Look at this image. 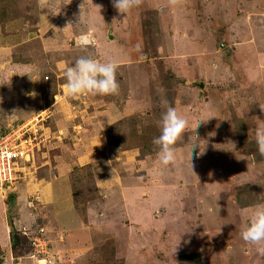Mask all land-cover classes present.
<instances>
[{"label": "rangeland", "instance_id": "rangeland-1", "mask_svg": "<svg viewBox=\"0 0 264 264\" xmlns=\"http://www.w3.org/2000/svg\"><path fill=\"white\" fill-rule=\"evenodd\" d=\"M81 56L117 62L118 95L66 94L64 70ZM165 101L188 121L168 167L152 143ZM258 103L264 0H143L124 15L113 0H0V129L44 113L47 139L0 190V264H264L240 235L255 205L236 199L264 203ZM60 169L71 190L58 178L43 202ZM12 225L28 250L12 249ZM36 238L46 255L31 257Z\"/></svg>", "mask_w": 264, "mask_h": 264}, {"label": "clouds", "instance_id": "clouds-1", "mask_svg": "<svg viewBox=\"0 0 264 264\" xmlns=\"http://www.w3.org/2000/svg\"><path fill=\"white\" fill-rule=\"evenodd\" d=\"M142 3L143 0H113L114 8L123 15ZM177 3L178 0H169L170 5ZM70 24L71 22L68 25ZM117 68L118 64L113 60L101 62L89 56L78 57L71 66L64 70L65 92L76 99L84 95H118L120 85L116 78ZM30 95L35 97L36 93L33 92ZM164 105L165 111L162 112L159 122L160 134L153 138L152 143L157 148L158 161L168 167L175 164V145L187 128L188 121L178 114L176 108L167 101ZM258 107L261 112H264V103H258ZM255 142L259 155L264 157V123L256 126ZM240 235L246 243L256 246L257 252L264 255V203L256 204L251 215L242 221Z\"/></svg>", "mask_w": 264, "mask_h": 264}, {"label": "built area", "instance_id": "built-area-1", "mask_svg": "<svg viewBox=\"0 0 264 264\" xmlns=\"http://www.w3.org/2000/svg\"><path fill=\"white\" fill-rule=\"evenodd\" d=\"M31 119L28 124L23 122L18 126L8 125L4 130L0 129V190L4 192L13 189L25 176V165L33 162L36 148L47 140L40 126L42 123L39 124L40 121L46 122V115L39 113ZM36 239L33 241L35 250L31 257L46 255V240ZM47 259L41 257L39 262H46Z\"/></svg>", "mask_w": 264, "mask_h": 264}, {"label": "trees", "instance_id": "trees-1", "mask_svg": "<svg viewBox=\"0 0 264 264\" xmlns=\"http://www.w3.org/2000/svg\"><path fill=\"white\" fill-rule=\"evenodd\" d=\"M14 62V61H13ZM19 62H21L20 60H15V64H19ZM50 118V117H49ZM234 123H235V128H236V133L238 134L239 136V139H240V143L244 146H246L248 143L250 144L251 141H250V138H249V135H248V131H247V127H246V122L243 118L241 117H236L235 114H234ZM254 151V150H253ZM256 152V151H255ZM254 152V153H255ZM263 158V157H262ZM256 159V158H255ZM257 159H260V157H257ZM74 196V195H73ZM12 197V196H10ZM237 202L242 206V207H246V206H249V205H256L259 203V199L258 198H251V196L246 193L245 190L239 192L237 194ZM73 202L75 204V206H77V203H76V198L75 196L73 197ZM12 204V202H10ZM12 230L13 232L11 233V241H12V249L16 252V253H19L21 251H24L25 250V245H26V250H28V243H29V240L27 237L24 238V241L21 240V235H19V231L13 227L12 225ZM46 240V239H45ZM25 242V244H24ZM76 247V246H74ZM32 249V248H31ZM33 249H34V245H33ZM4 254V253H3ZM199 254V253H197ZM200 255V254H199ZM197 255V256H199ZM192 256H193V259L195 258V255L194 254H190L188 255L187 258L191 259L192 260ZM60 263V262H59ZM58 264V263H57ZM76 264V263H74Z\"/></svg>", "mask_w": 264, "mask_h": 264}, {"label": "crops", "instance_id": "crops-1", "mask_svg": "<svg viewBox=\"0 0 264 264\" xmlns=\"http://www.w3.org/2000/svg\"><path fill=\"white\" fill-rule=\"evenodd\" d=\"M40 104H41V101L39 102ZM45 109V108H44ZM97 114H101L100 112L99 113H97ZM35 116V115H34ZM98 116V115H97ZM97 116H95V117H97ZM33 117V115L31 116V118ZM101 117V116H100ZM56 126H58V128L59 129H61L60 127H59V125H56ZM63 167V163H61V165H60V168H62ZM61 172V169L59 170V173H58V171H57V173H55L54 174V176L52 177V178H50L51 180L50 181H47V182H45V184L43 185V190H42V194H43V202H53L54 203V199H55V190H56V187L54 186V181L55 180H58V178H61V179H63L64 180V182L66 183V185H65V187H64V189H67V190H71V186H72V184H71V182H70V180H71V178L67 175V174H63V173H60ZM63 185H64V183H63ZM72 205V206H71ZM69 207H70V210H72V211H76V209H75V206H74V202H73V198H72V202H71V204L69 205ZM76 213H77V211H76ZM80 223H81V221H80ZM6 228V227H5ZM4 228V229H5ZM4 233H7V231H6V229H5V231H4ZM11 237V236H10ZM74 250V249H73ZM77 250V249H76ZM75 250V251H76ZM75 253V252H74ZM86 254V253H85ZM75 256L77 257V258H80L81 257V254H75ZM84 256V255H83ZM73 261V260H72ZM78 262H79V260H78Z\"/></svg>", "mask_w": 264, "mask_h": 264}, {"label": "water", "instance_id": "water-1", "mask_svg": "<svg viewBox=\"0 0 264 264\" xmlns=\"http://www.w3.org/2000/svg\"><path fill=\"white\" fill-rule=\"evenodd\" d=\"M109 38L113 39V35L111 33L109 34ZM195 85L202 88V89L205 87V84L203 81L196 82Z\"/></svg>", "mask_w": 264, "mask_h": 264}]
</instances>
